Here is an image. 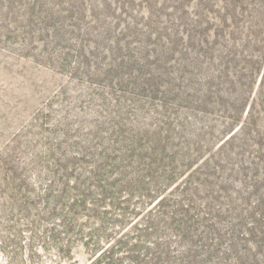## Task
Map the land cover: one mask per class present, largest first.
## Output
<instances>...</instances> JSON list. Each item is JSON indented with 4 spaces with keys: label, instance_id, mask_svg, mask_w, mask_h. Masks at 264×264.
Instances as JSON below:
<instances>
[{
    "label": "rangeland",
    "instance_id": "rangeland-1",
    "mask_svg": "<svg viewBox=\"0 0 264 264\" xmlns=\"http://www.w3.org/2000/svg\"><path fill=\"white\" fill-rule=\"evenodd\" d=\"M12 1L0 0V168H53L47 150L68 129L80 143L96 96L113 103L108 84L122 85L142 122L189 116L205 138L249 110L251 131L221 165L236 184L232 169L264 168V0ZM252 253L264 264V246Z\"/></svg>",
    "mask_w": 264,
    "mask_h": 264
},
{
    "label": "trees",
    "instance_id": "trees-1",
    "mask_svg": "<svg viewBox=\"0 0 264 264\" xmlns=\"http://www.w3.org/2000/svg\"><path fill=\"white\" fill-rule=\"evenodd\" d=\"M72 1L82 2L47 4L72 9ZM121 86L108 84L112 104L96 96V119L78 127L80 143L67 126L69 141L49 147L53 168L31 177L29 168H0V264H223L229 254L234 264L256 263L264 168L232 169L243 177L236 184L221 165L224 148L251 131L249 110L241 124L231 119L205 138L189 116L142 122Z\"/></svg>",
    "mask_w": 264,
    "mask_h": 264
}]
</instances>
